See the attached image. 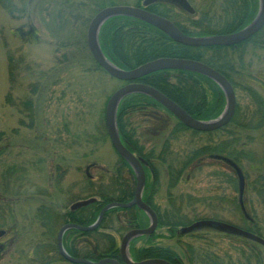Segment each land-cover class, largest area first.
Here are the masks:
<instances>
[{
    "label": "trees",
    "instance_id": "16d2710c",
    "mask_svg": "<svg viewBox=\"0 0 264 264\" xmlns=\"http://www.w3.org/2000/svg\"><path fill=\"white\" fill-rule=\"evenodd\" d=\"M143 0H0V10L5 13L14 22L25 20L26 28L17 27L10 30L9 34L12 38L18 40L25 45H37L40 40L37 38L39 34L38 27H43L54 35V33L69 32L70 35L79 34L83 36V31L88 27L92 17L100 10L113 6H133L140 7ZM191 5L190 0H187ZM252 1V0H250ZM252 3V5H251ZM191 7H193L191 5ZM194 8V7H193ZM258 9L257 0L248 2L247 0H200V9L194 8L195 13L189 15L175 5L168 2H157L146 7V10L152 14L167 19L175 24V26L188 37H206L208 35H226L243 29L251 20V16L256 13ZM76 43H65L56 48V51H61L60 56H55L54 63L60 64L49 71H44L34 62L22 55H16L13 51L6 50V71L9 82V88L12 90L15 80H30L32 87L30 88V101L26 102V106L21 105V113L23 120L27 121L26 127L32 128L37 119V113L34 109H38L37 101L43 98L44 92L48 88V83H56L60 81L58 74L63 69L71 68V65H85L90 62L95 66L96 71L104 72L91 58L86 46L81 41ZM99 46L107 60L121 70H133L148 62L161 59L171 58L180 60H190L200 62L209 67L216 68V55L219 49L214 47H189L172 41L168 36L158 29L146 24L140 20L127 17H114L107 20L101 27L99 33ZM86 51V53L84 52ZM218 56V55H217ZM60 66V67H58ZM85 72H89V67L84 68ZM52 79L54 81H52ZM201 76L195 73L181 71V70H165L152 73L145 77L136 80L137 83L149 86L169 100L177 104L193 119L199 121H209L217 118L224 108V97L219 93L214 84L207 82L208 87L212 90L210 97L206 98V105H203L201 94ZM52 81V82H51ZM19 82V81H18ZM123 84V83H122ZM21 87V84H19ZM253 103L257 105V110L248 121L240 123L238 117L237 105L235 113L230 124L226 127L235 126L240 128L231 132H226V139L217 142L213 139H207L203 145H200L190 151L185 159L177 166L178 160L173 161L167 156L170 151V143L177 140L178 136L185 131L194 133L195 136L203 134L210 138L216 132L199 133L191 131L178 122L168 111H166L157 102L143 94H131L123 98L119 104L116 114V124L119 134V139L123 146L135 156H140L150 162L154 171V181L150 179L149 172L145 183V190L142 196L143 202L150 206L157 214L158 227L157 230L163 229L167 232V237L174 239L175 247L178 251L169 247H151L141 252H136V256L145 255L163 259L171 264H264V248L248 239L240 236L232 235L230 233H222L212 229H198L188 234H181L180 230L183 227L200 220H214L225 222L246 230L262 239L264 234L258 226L255 216L247 211L246 206V189L250 185L246 173L243 172L241 161H249V154L246 155L242 149L245 148L246 141H249L248 129H260L264 126V102L262 97L250 89L246 90ZM4 102L11 104V94H6ZM24 109V110H23ZM172 121V123H171ZM173 121H175L173 123ZM24 126L23 121L20 122ZM48 123V121H47ZM68 124V123H67ZM66 124V126H67ZM95 129L102 132L98 134H91L84 132L82 136L84 140L80 141V136L76 135L70 138L71 144L66 145L61 142L60 136L55 137L56 143L59 141L67 149L70 147H83V154L79 157L89 158V143L92 145L108 139L104 117L101 115L99 123ZM148 130L156 135H150L151 145H160L157 153L151 146L146 149V145L140 142L139 131ZM226 129V131H227ZM64 138L67 139L68 129H64ZM17 132V131H16ZM58 134V133H57ZM245 134V135H243ZM42 135L40 139L33 133L32 141L38 148L41 146V152L38 149L31 148L34 158L31 162H21L18 164L8 165L2 169L0 173V196L2 193L8 195L14 192L16 196L11 200H3L0 198V231L4 235L1 237H10L13 239L17 237L18 230H21L17 218L14 217V204L21 199L25 201H37L38 206L34 211L33 223L40 226V237L42 239L50 240L46 243L48 250H53V239L58 227L63 223L57 217V208H67L77 201L95 198L93 204L87 206L89 210V225L95 222L100 210L110 203H127L134 193L135 175L132 168L126 161L121 159L115 152L116 159L113 161V168L105 170L103 175L98 178L89 177L85 172L83 174V181L78 183L77 189L79 193L85 197H74L71 190L63 189L62 182L70 171V165L67 164V159L59 156V160L50 164L49 170L46 167L48 176V184L51 185V190L38 189L36 194L38 198L33 196H22L21 193L26 186L30 185V169L37 166L39 163L47 161V152L44 150L45 137ZM3 131H0V145L3 144ZM242 139H244L242 141ZM41 140L43 144H39ZM227 140V141H225ZM148 142V140H147ZM152 145V146H154ZM30 146V144L28 145ZM63 146V147H64ZM1 150L6 147L1 146ZM0 150V151H1ZM82 150V149H81ZM240 151V152H239ZM218 156L227 158L233 161L241 170L244 177V192L242 197V205L245 211L239 204L238 199V183L233 170L224 162L217 159ZM56 157V155H55ZM57 158V157H56ZM55 158V159H56ZM92 159V158H91ZM248 159V160H247ZM67 161V162H66ZM204 161H214L227 168L229 175H225L226 183L232 184L236 187L237 196L230 199L228 202L233 205L240 215L243 226L239 223L224 220L222 216L199 217L195 210L192 211V216H188L183 211L182 204L186 199L185 205L187 207L194 204L202 203V200L193 199L189 195L187 197L182 194L175 195L172 193L174 189L181 182L182 175L185 170L191 165L193 172L201 168ZM88 162V163H87ZM86 162V168H97L98 163ZM177 163V164H176ZM35 164V166H33ZM42 165V164H39ZM31 168H30V167ZM188 166V167H187ZM85 168V169H86ZM251 168V165H250ZM190 169V168H189ZM190 169V171H191ZM158 170V171H157ZM188 171V172H190ZM256 179L251 182L256 191L264 194V173L262 170L256 172ZM188 175H186L187 177ZM185 180L187 181V178ZM161 178L165 179L166 201L167 206L162 208L160 204L156 203L158 193L161 190ZM259 194V193H258ZM58 195L63 197L62 200L54 199ZM66 198H64V196ZM260 195V194H259ZM23 197V198H21ZM224 201V197H220ZM219 199V200H220ZM57 200V201H55ZM65 200V202H64ZM204 203V202H203ZM209 205L210 204L209 202ZM11 207V208H9ZM133 208L129 209H111L102 220L100 228L101 233L94 230L89 233L93 239L94 250L99 258H114L117 255L116 249V235L124 233L128 228H138L145 224L144 216L133 214ZM122 213L118 217V213ZM113 216V218H111ZM115 223L118 226H115ZM7 227V228H6ZM44 230H43V229ZM99 229V228H98ZM13 233V234H12ZM207 233H214L223 238H228L231 245V251L224 252L222 255L215 253L210 248L212 244L206 238ZM94 235V237H93ZM155 236V235H154ZM164 238L166 236L156 235ZM187 236L199 239L200 245L182 243L179 238ZM36 237V236H35ZM32 241L33 249L27 252L28 259L35 257V264H45L42 259V246L44 241ZM235 255V256H234ZM47 262V261H46Z\"/></svg>",
    "mask_w": 264,
    "mask_h": 264
},
{
    "label": "rangeland",
    "instance_id": "374dc122",
    "mask_svg": "<svg viewBox=\"0 0 264 264\" xmlns=\"http://www.w3.org/2000/svg\"><path fill=\"white\" fill-rule=\"evenodd\" d=\"M190 2L194 8L200 9V0H190ZM35 26L39 30L37 38L40 40V43L37 45H33L34 43L25 45L12 38L9 34L10 30H14L17 27L26 28L25 20L14 22L0 10V131L4 133L3 144L0 145V148H2L1 146L6 147V149H0V173L5 165L31 162L36 153H33V151L29 152V150L34 148V150L38 149V152H41L42 146L40 145L38 148L39 145L37 146L32 142L34 141L32 140L33 133L37 135L38 139H40L42 135H46L44 150H48V159L43 163H39L42 165L37 164L36 168H31L29 166L31 168L29 171L30 185L20 191L21 193L25 192L22 196H28L30 194V196L38 198L36 194L38 189H52L47 181L48 173L46 167L49 170L50 164L59 160L58 158L61 155L67 159L68 162H66L70 165V171L61 185H63V189H68L70 187L69 189L74 193L73 195L75 198H82L85 196L79 193L77 189L79 185L77 184L83 181L86 162L89 160V164L93 161L98 163L97 168H89L87 170V174L96 180L99 175L105 173V170L113 168V161L116 159L114 150L109 140L106 138L104 141L94 145L89 143L90 159L83 158L79 157V155L81 156L84 153L83 147L79 148L73 146L67 149V147L59 141L56 143L55 137L59 135L61 142L70 145V138H74L76 135L81 137L84 132H87L90 137L91 134L96 135L102 132V129L97 131L95 127H97L96 125L99 123L101 115L104 117L105 105L108 99L123 84L111 78L105 72L96 71L95 66L90 62L83 66L77 64L71 65V68L63 69L64 71L58 74L60 81L53 83L52 81L54 80L52 79V83H48V88L46 92H44L43 98L37 101L38 109L33 107L34 112L37 113L36 122L32 125V128L26 127L27 121H24L22 118L24 115H21V113L24 112H19V110H21L22 106H26V102L30 101L29 99L31 96H29V93L33 83H31L30 80L16 79L12 90H10L6 71V50L13 51L16 55H22L26 60H31L44 71H49L55 66L60 65H55L54 63L56 55L62 56V48L60 49L61 51H56L58 46L65 43H76V41H80V38H82L81 41L86 46L87 27L83 31V36L81 37L79 34L70 35L68 31L64 33L56 32L52 35L49 30L47 31L43 27ZM84 52L86 53V51ZM228 60L232 61L239 70H243V76L241 77V73H239L237 77L238 84L235 87L238 117L241 120L239 122L243 124V122L252 118L257 110V105L253 103L246 90L250 89L256 91L264 102V51L258 48L251 49L247 45L241 46L239 49L232 50V52L229 51ZM87 67H89V72H85L84 68ZM246 68H251L250 72L253 73L252 78L244 74ZM19 84H21V87ZM8 92L11 94V104H6L4 102ZM21 102L22 106L19 105ZM21 121H23L24 126L21 125ZM174 122L175 121H173V123ZM64 129H68L66 140L62 139V137L64 138ZM233 129L238 130L240 128L232 126L225 132L211 135L210 138L203 134L195 136L194 133L185 131L178 136L179 138H177V140L170 143L171 150L168 151L167 156H169L172 161L174 159L178 160V164H176L179 166L193 148L203 145L207 142V139H213L212 141L214 142L226 139L227 135H225V133L231 132ZM248 131L249 141L243 143L245 144V148L242 150L246 155L249 154L250 157L249 161H241L240 163L243 172L246 173L248 177V182H250V185H248L246 189V206L247 211L255 216L256 222L264 234V194L262 195L259 191H256L257 189L251 185V182L257 177L256 172L258 170H262L264 173V126L260 129H248ZM141 137L142 141L148 140L145 147L146 149L152 147L157 153L159 152L160 145H151L153 141L150 140V134L147 135L141 132ZM83 140L84 137L82 136L80 141L82 142ZM243 140L244 139H242V141ZM38 142H40L39 144H43L41 140H38ZM29 144L30 146H28ZM33 166H35V164ZM191 167L190 165L188 169L185 170V173L180 179V184L172 193L175 195L182 194L185 197L189 195L193 199L200 198L202 203L187 207L185 205V199L183 201L184 204H182L184 208L183 211L190 217L192 216L191 210H195L199 217L204 216L209 218L218 215L222 216L224 220L233 221L243 226L244 223H242L240 215L237 213L235 207L228 203L231 202L230 199L237 196V192L236 187L234 189L232 184H228L225 181V175H229L227 168L214 163V161H204L201 168L194 172ZM186 175L188 176L186 177ZM165 182V179L161 178V190L158 193L157 200L155 199L156 203L160 204L162 208L167 206L166 190L164 188ZM0 189L2 190L1 185ZM14 196H16L14 192L8 195L2 193L0 198L4 197V201L12 200L14 203ZM66 196L67 195H65L64 198H66ZM221 196L224 197V201L220 199ZM62 198L63 197L58 195L54 197V199L60 201ZM25 200L26 199H21L16 202V205L14 204V217L17 218L20 224L19 227H21V230H18L16 239H10L12 236H6L0 239V245L2 244L4 246V251L0 254V264H35L34 261L36 258L31 257V259H28L27 252L31 253L32 247L34 246L32 241L34 239V242H42L44 239L40 237V233L42 232L40 226L33 223L34 221L32 219L38 203L37 201L29 202L30 200ZM209 202L212 205H209ZM111 218H113V216H111ZM115 226H118V224L115 223ZM156 235H163L166 237L160 238ZM206 238L208 242L210 241L212 244L210 249L215 253L222 255L226 251H231V243L228 238L220 237L214 233H207ZM154 239L165 247L167 246L178 251L173 241L175 238L171 239L167 237L163 229L156 231ZM179 240L185 244H193L194 246L200 245L199 239L193 237L183 236L179 238Z\"/></svg>",
    "mask_w": 264,
    "mask_h": 264
},
{
    "label": "water",
    "instance_id": "95a60500",
    "mask_svg": "<svg viewBox=\"0 0 264 264\" xmlns=\"http://www.w3.org/2000/svg\"><path fill=\"white\" fill-rule=\"evenodd\" d=\"M169 2L173 5H176L178 8L183 10L188 14H193L194 11L192 7L188 4L186 0H143L142 8H136L133 6H113L107 7L100 11H98L91 19L88 24L86 31V46L88 52L94 62L101 68L108 76L113 79L126 82L127 84L117 89L108 99L105 111H104V121L106 126V132L110 141V144L117 155L125 160L127 164L132 168L135 178V190L133 198L130 202L122 204V203H110L104 206L96 221L88 226L81 227L77 225H67L60 229L57 236V246L59 253L61 256L68 262L73 264H117L113 260H103L98 263L89 262L82 259L72 258L63 250L61 239L63 233L68 229H76L79 231L87 232L93 231L98 228L104 214L111 209H127L131 207H138L142 211H144L150 219V226L146 230H134L127 233L121 240L120 253L122 255L123 262L125 264H134L128 259V243L131 239L140 236L152 233L157 225V219L153 211L142 202L141 196L144 187V173L141 167L142 161L135 156H133L121 143L119 139L117 124H116V114L118 110V106L123 98L131 94H143L148 96L159 105H161L164 109H166L170 114H172L184 127L200 133H208L216 131L225 125H227L232 119L235 111V95L231 85L225 80L223 76L210 69L206 65L190 61V60H180V59H171V58H161L146 64H143L133 70H121L113 65L109 60L105 58L103 55L100 46H99V33L103 24L114 17H127L140 20L146 24L151 25L152 27L158 29L166 36H168L175 43L189 46V47H211V46H232L240 44L251 36H253L257 31L261 29L264 25V0H258V12L255 19L242 30L229 34V35H221V36H208V37H188L184 35L175 25H173L168 20L159 17L155 14L149 13L144 8L152 5L156 2ZM165 70H181L187 71L191 73H195L198 75H203L210 79L213 83L219 86L222 90L224 98H225V106L222 113L213 120L209 121H199L193 119L190 115H188L183 109H181L177 104L169 100L167 97L162 95L157 90L146 86L141 83H135L136 80L150 75L155 72L165 71ZM217 159L224 162L228 167H230L237 179L238 183V199L239 204L242 209V212L245 215V211L242 205V197L244 192V177L240 170V168L231 160L217 157ZM95 198H90L83 201L75 202L71 205V209H78L82 207H86L90 204L95 203ZM247 218V216L245 215ZM212 229L217 230L222 233H230L232 235L240 236L245 239H248L264 248V239L243 230L237 226L220 222L214 220H200L192 223L191 225L182 228L181 234H188L198 229ZM3 231H0V237L3 236ZM138 264H170L166 261L162 260H150Z\"/></svg>",
    "mask_w": 264,
    "mask_h": 264
},
{
    "label": "flooded vegetation",
    "instance_id": "af4514ba",
    "mask_svg": "<svg viewBox=\"0 0 264 264\" xmlns=\"http://www.w3.org/2000/svg\"><path fill=\"white\" fill-rule=\"evenodd\" d=\"M247 1L252 2L253 0L252 1L247 0ZM257 2H258V0H257ZM251 5H252V3H251ZM192 9L195 13V10L193 7H192ZM257 11H258V9H257ZM257 11L254 15L251 16L252 18L246 26H248L255 19L256 15H257ZM189 15H191V14H189ZM236 32H238V31H236ZM236 32H234V33H236ZM231 34H233V33H231ZM226 35H229V34H226ZM208 36H221V35H208ZM208 36H206V37H208ZM246 45L251 49H257L258 48L259 50L264 51V25L253 36H251L249 39H247L246 41H244L240 44L232 45V46H218V47H216L219 49V52L217 53L218 56L216 55V58H215L217 67L214 69V68L206 65L207 67L214 70L215 72H217L218 74H220L221 76H223L225 78V80L231 85L233 92H234V95H235V87L238 84L237 83V77H238L239 73H241V77L243 76V70L242 69L239 70L233 64V62L230 61L231 59L228 60L229 51L232 52V50L239 49L241 46H246ZM204 48H207V47H204ZM250 67H251V65H250ZM250 69L246 68L244 70V74H246L247 76L252 78L253 73L250 72ZM200 76L202 78L200 81L202 102H203V98H204L203 105L205 106L207 103L206 98H207V96L210 97L209 94L212 92V90L208 87L207 82L214 84L215 89L219 93H221L222 95H223V92L219 88V86L216 85L215 83H213L210 79H208L207 77H205L203 75H200ZM263 77H264V75H263ZM223 97H224V95H223ZM230 122L227 125H225L224 127L220 128L216 131H213V132H216L219 134L222 132H225L227 129L226 127L230 124ZM141 132H144L147 135H149V134L150 135H156V134H153V132L151 133L148 130H141L139 133V135H140L139 138H140V142L143 145H146L148 142H147V140L142 141ZM136 157L142 161L141 167H142V170L144 173V178H145L144 187H143V193H144L145 183H146V179H147V173L149 172L150 179L152 181H154V177H155L154 171H156V170H154L152 168V165L150 164V162H148L144 158H142L140 156H136ZM134 190H135V185H134ZM143 193H142V196H143ZM142 196H141V199H142ZM142 202H143V200H142ZM143 203L145 205H147L145 202H143ZM148 207L153 211V213L155 214L156 219H157L156 212L150 206H148ZM131 208H133L132 211H133L134 215L137 214V215L144 216L145 224L138 227V228L130 226V228H128V230H126L124 233H120V234L116 235L117 239L116 238L115 239H116L117 255L114 258H112V259L111 258H99L97 256H94V254H96V251L94 250L92 236L89 235V233L92 231L83 232V231H79V230L72 229V228L66 230L62 235L61 243H62V247H63L64 251L72 258L82 259V260H86V261L93 262V263H98V262H101L103 260L109 259V260L115 261L117 264H125L123 262L122 255L120 253V246H121L122 238L127 233H129L131 231L146 230L150 226V219L144 211H142L138 207H131ZM55 210H57V217L60 218L61 220L64 219V221L58 227L57 232L55 233V237L53 239V250H48V248H46V243L50 240H46V242H45V239L43 240L44 242H43V246H42V259L45 260V262H44L45 264H73V263L66 261L61 256V254L59 253L58 246H57V236H58L60 229L64 226H67V225H77V226H81V227L90 226L89 225V210L87 209V207H82V208L72 210L71 205L67 208L62 207V208H57ZM121 215H122V213L119 212L118 217H121ZM100 226H101V224L98 227L99 229L98 228L96 229L99 233H101V231H102ZM157 227H158V219H157L156 228L152 233L146 234V235H140V236H137V237L130 240V242L128 243L127 250H128V259L132 263L138 264V263H142V262H146V261H150V260L166 261L163 259L147 257L145 255L142 256L140 254L138 256H136V252H138V251L144 252V250L149 249L151 247H165L161 243L156 242V240L154 239V237H155L154 235L156 234V231H158ZM165 234L167 235L168 233L166 232ZM3 251H4V246L1 244L0 245V254ZM166 262H168V261H166ZM168 263H170V262H168Z\"/></svg>",
    "mask_w": 264,
    "mask_h": 264
}]
</instances>
